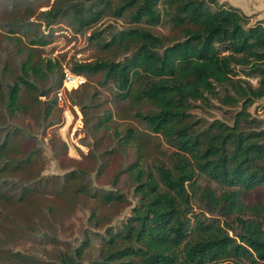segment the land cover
Segmentation results:
<instances>
[{"label": "trees", "instance_id": "trees-1", "mask_svg": "<svg viewBox=\"0 0 264 264\" xmlns=\"http://www.w3.org/2000/svg\"><path fill=\"white\" fill-rule=\"evenodd\" d=\"M2 1L16 15L0 24L27 43L19 48L24 57L16 70L2 66L10 78L1 83L0 76V109L18 116L39 106L49 116L57 102L64 66L35 53L50 42L30 19L35 14L45 27L64 20L77 32L89 29L86 42L96 55L71 58L65 66L74 75H99L114 103H125L124 114L138 123L114 128L117 143L104 151L114 156L133 147L134 157L120 169L137 199L129 214L108 223L99 206L122 203L124 192L92 185L86 172L71 169L57 193L66 185L69 197L94 198L88 220L104 230L84 233L79 243L48 259L10 251L5 264H83L96 237L90 264H264V125L249 110L264 98V19L252 21V14L219 0H53L36 13L37 0ZM124 15L122 27L100 25L105 16ZM159 24L166 32L155 31ZM42 89L52 95L41 99ZM213 98L219 106L239 107L231 122L193 118L195 102L218 106ZM113 115L111 107L103 109L94 129H111ZM20 132L27 134L22 126L0 121V202L38 198L50 179L19 177L35 153H16ZM158 142L170 150L154 155ZM202 177L215 185L200 183ZM31 226L29 234H35ZM49 239L58 242L54 235Z\"/></svg>", "mask_w": 264, "mask_h": 264}, {"label": "rangeland", "instance_id": "rangeland-1", "mask_svg": "<svg viewBox=\"0 0 264 264\" xmlns=\"http://www.w3.org/2000/svg\"><path fill=\"white\" fill-rule=\"evenodd\" d=\"M238 6L242 11L252 14L254 19H264V0H219ZM53 0H37L32 3L33 12L44 9ZM24 6V5H23ZM20 6V9L24 7ZM15 8V7H14ZM16 10L9 7L8 1L0 3V23L7 17L16 15ZM40 26V31L48 33L50 42L35 48V53L42 57H50L62 63L64 73L70 70L65 66L71 58L90 59L96 55L93 47L87 44L86 35L89 29L77 32L64 20L50 26H44L35 14L30 17ZM126 16H105L100 25L108 22L116 27L127 24ZM156 32H166L167 27L159 24L154 27ZM27 43L24 36L18 37L6 32L0 24V76L1 83L10 76L7 69L2 66L7 63L16 70V64L24 57L19 48H25ZM72 73V72H70ZM77 75V76H76ZM64 76L62 85L56 93L57 102L51 114L42 115L40 107L18 116H10L0 109L2 123H15L22 126L26 132H20L15 137V151L23 154L27 150H35L34 158L27 167L18 171L21 179H34L39 176H49L48 185L38 194V198L25 202H0V264L9 262L10 251H20L33 254L35 258L48 259L59 249L79 243L84 233L92 234L93 231H102L104 226H94L88 220L90 211L96 204L94 198L87 194L66 195L67 186L57 193L67 180L63 174L71 169L83 170L85 177L89 178L92 185L106 189L122 190L126 200L122 203L100 205L106 212L108 223L115 224L129 214L131 207L136 203V196L132 193V180L126 172H120L126 160L134 157V150L127 148L124 152L110 156L104 151L116 145V138L112 134L114 128L123 130L129 125H138L134 118L124 114L126 104L114 103L111 89L99 84V75L85 77L81 74ZM57 78L53 77V82ZM45 84V83H43ZM1 86H3L1 84ZM46 86V84H45ZM43 91V93H41ZM39 92L41 99H47L45 90ZM93 93V96H91ZM91 96V97H90ZM101 104L93 105L95 102ZM215 104L219 102L213 98ZM77 102V103H76ZM264 98L253 103L249 110L252 115L262 119L264 125ZM111 107L114 115L111 120V129H94L98 117L103 109ZM239 107L226 105H206L199 100L191 108L193 118L203 122L215 118L228 122L232 121L231 113ZM228 109V110H225ZM232 109V110H231ZM159 141L153 137L151 140ZM148 141L150 138L148 137ZM154 155H163L170 148L163 142L155 144ZM114 180V182H112ZM64 181V182H63ZM200 183H211L205 177L200 178ZM47 204L52 209H47ZM34 225L35 234H29V228ZM43 233L45 235H43ZM43 235V236H42ZM54 235L58 242H52L49 236ZM99 244L98 238L93 239L92 246L83 258V264H90L89 259L96 253ZM16 261V260H15ZM25 264H36L29 261ZM237 264H250L247 260Z\"/></svg>", "mask_w": 264, "mask_h": 264}, {"label": "built area", "instance_id": "built-area-1", "mask_svg": "<svg viewBox=\"0 0 264 264\" xmlns=\"http://www.w3.org/2000/svg\"><path fill=\"white\" fill-rule=\"evenodd\" d=\"M69 74H72V73H70L69 71H66L65 77L68 78L69 77Z\"/></svg>", "mask_w": 264, "mask_h": 264}, {"label": "water", "instance_id": "water-1", "mask_svg": "<svg viewBox=\"0 0 264 264\" xmlns=\"http://www.w3.org/2000/svg\"><path fill=\"white\" fill-rule=\"evenodd\" d=\"M41 93H43V91Z\"/></svg>", "mask_w": 264, "mask_h": 264}]
</instances>
